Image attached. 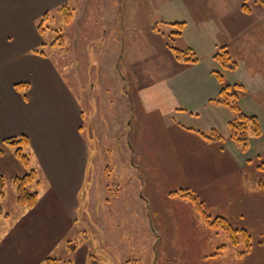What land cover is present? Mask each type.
Returning a JSON list of instances; mask_svg holds the SVG:
<instances>
[{"label":"crops","instance_id":"obj_1","mask_svg":"<svg viewBox=\"0 0 264 264\" xmlns=\"http://www.w3.org/2000/svg\"><path fill=\"white\" fill-rule=\"evenodd\" d=\"M50 2L53 4L46 5ZM159 2L158 9L150 12V21L140 26V0H0V145L4 139L25 135L27 147H32L41 135L37 155L47 174L57 176L58 154L44 150L63 140L66 172L84 175L89 152L85 134L88 132L97 143L105 142V133L109 139L118 135L121 148L126 143L133 154L126 156L124 150L119 154L120 146L114 149L116 143L111 139L115 164L112 171L110 159H104L105 187L110 186L109 177L115 168L123 182L121 175L127 168L128 179L140 198L141 171H148L151 182V175L161 174L156 177L164 184L178 174L183 183L179 188L193 191L200 201L204 186L209 192L218 190L231 205L240 204L241 209L233 210L236 215L230 214L233 217L244 218L254 209L263 213L260 180L252 184L253 193L258 195L256 208L250 205L256 200L249 199L246 184L252 172L260 170L253 166L254 159L264 154V8L252 4L250 14H244L242 0ZM65 5L71 14L68 55L75 57L69 66L72 79L67 83L42 51L45 30L37 29L49 19L50 10L60 11ZM173 23L184 24L174 45L191 49L198 62L182 63L166 48L165 37L173 31ZM155 24H160V33L151 30ZM165 27L170 28L168 34L163 31ZM220 48H225L235 62L233 71L223 70L214 59ZM217 73L227 84L243 87L239 107L260 122L261 136L250 140L246 153L228 140V122L232 119L228 108L213 102L221 87ZM99 121L106 122L105 126ZM112 121H125V126L121 122L112 132ZM146 123L153 138L149 154L140 144L146 140L140 135ZM214 130L224 137L223 142H209L198 134ZM97 164L101 166V159ZM101 181L104 186V178ZM119 193L118 187L116 195L123 199L124 191L121 196ZM141 204L139 200L138 206ZM217 215L231 222L225 215ZM194 217L195 223L199 220L203 225L198 215ZM259 226L264 228V222Z\"/></svg>","mask_w":264,"mask_h":264},{"label":"rangeland","instance_id":"obj_2","mask_svg":"<svg viewBox=\"0 0 264 264\" xmlns=\"http://www.w3.org/2000/svg\"><path fill=\"white\" fill-rule=\"evenodd\" d=\"M171 1L174 2V0ZM51 4L53 2L46 5ZM160 5L159 0H140L139 21L137 19L140 26L150 21V12L157 10ZM48 17L49 19L43 22L45 46L42 51L46 53L47 58L51 60L61 74V78L67 83L72 79L70 72L72 69L69 66L74 63L75 58L71 54L68 55V23L58 9L50 10ZM155 25L160 26V24ZM163 31L168 34L170 28L165 27ZM57 36L62 37L63 46H58ZM53 42L55 46H49ZM81 68L79 67V71L83 70ZM77 73H79L78 66ZM228 111L232 117L231 120H234L236 114L229 109ZM121 122L125 126V121H112L110 130L114 132ZM98 123L101 127L106 124L104 121ZM143 127L145 129L142 133L140 132V135L146 140H141L140 144L142 150L148 151L149 154L150 141L153 138L150 136L151 130L148 129L147 123ZM86 130L87 123H84L82 132L85 133ZM134 131L137 133V127ZM58 134L62 136V132ZM87 134L88 132L85 135L89 152L84 175L66 172L68 158L65 151L66 142L63 140L59 142L60 146L54 143L50 149L44 150V153L58 154V177L47 174L45 165L41 163L37 155V148H40L39 140H42L41 135H38V140L33 142L32 147L29 146L23 150L24 154L30 158L29 168H25L14 157V147L7 146L4 149V154L0 156V175L4 179V196L0 198V264H46V259H58L71 264H88L89 257L98 259L99 264H264V244H260L264 228L259 226L262 221L264 222V211L256 213L254 209L244 218L233 217L230 214L236 215L233 210L241 209L240 204L231 205L225 195L218 194V190L209 192L201 186L200 189L203 190L200 193L201 202L205 201L206 209L215 214L211 216L223 214L229 218L233 227L247 229L250 233L252 250L244 257L239 256V253L245 250L243 243L230 245L222 230H211L204 224L201 225L199 220L195 223L196 219L192 216L195 214L199 216V214L195 211L193 204L187 200V202L178 200L180 199L178 196L171 198L168 195L170 191L178 189L183 184L179 182L178 174L173 175L174 179L171 182L164 184V180L158 181L156 177L160 178L161 174L151 175L153 177L151 182L148 171H141L139 174L140 198H137L139 194L130 183L131 178L128 179L129 175L125 172L127 168L124 166L121 175L123 182L120 177H117L115 168L114 173L109 177L110 186L105 187L106 179L102 170L104 159L105 161L110 159L108 164L113 171L115 163L112 161L115 158L113 159L111 139L113 143H116L114 149H118L121 145L120 140L116 139L118 135L110 136L109 139L105 133V142L97 143L94 137H89ZM82 136L84 137L83 133ZM101 140L103 142V138ZM123 144L124 149L120 146L119 154L121 150H124L126 156L133 154L126 143ZM109 151H111L110 154L106 153ZM135 154H137L136 151ZM143 158L144 156L141 157L140 167H143L142 163L145 161ZM97 159H101L100 167ZM135 161L134 158L133 162ZM46 162L48 165V159ZM261 162L264 163V154L254 159L253 166ZM29 170H34L36 173V181L29 190L38 195L37 204L32 209L16 203L13 186L15 178L23 176ZM78 177H80L79 181L75 183ZM103 178L104 186L101 181ZM249 179L246 184L249 188H247V195L249 199L256 200L250 203L256 208L258 195L253 193L252 184L255 180L264 182V170H258V173L253 171L250 182ZM117 183L120 196L124 191L123 199L116 195ZM243 194H246L245 186ZM138 199L142 203L140 207ZM138 210L140 214L137 216ZM69 243H75L77 249L75 254L69 251V248L71 249ZM222 246L225 248L221 250V254L213 256Z\"/></svg>","mask_w":264,"mask_h":264},{"label":"trees","instance_id":"obj_3","mask_svg":"<svg viewBox=\"0 0 264 264\" xmlns=\"http://www.w3.org/2000/svg\"><path fill=\"white\" fill-rule=\"evenodd\" d=\"M259 5L264 8V0H242L240 9L244 14H250L251 5ZM62 16L66 19V23L69 22L71 16L68 7L62 6L60 8ZM183 23H173L170 26L173 31L165 37V46L173 54L176 60L185 64H194L198 62V57L189 48H177L174 45L175 39L179 38L183 31ZM38 31L42 32L45 28L40 24L38 25ZM151 30L155 33H160V27L153 25ZM56 39L59 40L58 46H63V39L61 36H57ZM55 45V42L52 43ZM37 53V51H33ZM214 59L219 63L223 70L233 71L235 69V62L231 59L229 53L225 48H220L214 55ZM217 78L221 84L219 95L213 100L214 103L221 106H225L231 111H234L235 118L228 122V140L233 142L240 150L241 153H246L249 149L250 140L253 138H259L261 136V128L259 122L255 116L247 115L243 113L239 107V99L242 96L244 89L241 85H229L224 80L223 77L217 73ZM27 85V84H23ZM21 86L15 85V87ZM198 134L205 140L209 142H223L224 137L217 131H212L209 134ZM29 145V139L27 136L22 135L19 137H10L4 139L0 145V156L4 154V149L7 146L15 148L14 157L25 167L29 168L30 161L29 157L24 154L23 150ZM260 170H264V163L261 162L257 166ZM36 181V173L34 170H29L26 174L21 177H16L13 183L15 188L16 203L19 206L32 209L35 207L38 201V195L34 191H30V186ZM259 188L264 189V182H259ZM4 179L0 175V198L4 196ZM168 195L172 198L178 196L182 200H187L191 202L195 208V211L199 214L203 224L210 228L211 230H222L230 245H238L240 242L244 244L245 250L239 253V256H246L252 250V237L247 229L236 228L231 225V223L222 216H211L203 206V203L198 200L193 191L185 188H178L174 191H170ZM177 198V197H175ZM1 215V211H0ZM7 216V215H5ZM260 244H264V229L261 233ZM71 249L69 251L73 252L76 250L75 243H69ZM225 246L220 247L217 253L213 256H218L221 254ZM98 259L95 257L88 258V264H99ZM46 264H70V262L58 260V259H46Z\"/></svg>","mask_w":264,"mask_h":264}]
</instances>
